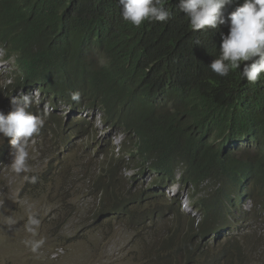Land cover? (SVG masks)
<instances>
[{
    "label": "trees",
    "instance_id": "trees-1",
    "mask_svg": "<svg viewBox=\"0 0 264 264\" xmlns=\"http://www.w3.org/2000/svg\"><path fill=\"white\" fill-rule=\"evenodd\" d=\"M243 3L244 0H237L226 6L223 10L226 21ZM163 6L169 10L167 0ZM65 9L68 10L64 12ZM43 15L55 18L58 23L45 22ZM121 18L118 0H0V47L25 75L37 81L48 77L55 82L65 80L68 75V79H75L91 90L107 81L117 82L122 96L147 98L153 77L143 81L142 76L129 73L130 65L139 60L140 53L144 65H149L151 60L165 61L160 83H171L178 92L169 108L145 106L136 111V122L128 115L105 112L110 126L119 124L124 129H134L137 143L130 157L136 156L143 165L148 164V172L152 174L149 189L156 197L154 200L142 194V179L138 182L133 176L123 180L118 174V167H123L122 160H109L87 184V194L96 195L99 204L87 220L98 223L121 216L124 223H131L135 240L137 236L142 238L138 264H245L252 257H256L252 264H264V235L260 239L249 237L248 244L234 238L222 242L219 238L226 226L233 225L235 229L243 220L264 226V117L257 120L260 132L256 148L240 157L239 162L232 163L220 179L212 171L215 153L208 137L211 133L225 132L237 121L228 85L239 78L238 73L221 77L207 70L208 63L220 54L222 36L229 33L230 21L221 25L219 41L217 33L216 40L213 35L207 40L212 33L207 32L202 40L207 41L202 47L188 49L180 36H171L155 21L135 27L126 21L121 23ZM76 25L103 41L100 46L103 52L99 54L102 64L92 55L87 57L88 52L77 45L76 40L83 38V31ZM9 27L15 28V32L11 33ZM122 69L127 71L126 80L120 78ZM86 94L91 101V95L87 91ZM82 163L74 160L72 165L63 167V162L52 178L66 177L73 167L78 169ZM249 168L251 183L245 180L243 172ZM178 170L179 183L187 189L191 187L190 197L200 216L197 224L195 219L181 214L177 199L166 200L158 195L160 188L173 183ZM139 175L144 176L143 167ZM204 184L207 192L198 197ZM63 193L54 185L46 203L65 206L68 199L60 198ZM246 198L254 203L250 212L241 213L239 206ZM173 205L176 210H172ZM158 219L164 220L173 231L161 230L160 237H151L154 229L161 228L155 226ZM60 229L54 226V235L60 236ZM79 231L74 235L80 234ZM214 234V243L210 245ZM62 239L60 236L57 245H61ZM260 242L261 257L257 255Z\"/></svg>",
    "mask_w": 264,
    "mask_h": 264
},
{
    "label": "clouds",
    "instance_id": "clouds-1",
    "mask_svg": "<svg viewBox=\"0 0 264 264\" xmlns=\"http://www.w3.org/2000/svg\"><path fill=\"white\" fill-rule=\"evenodd\" d=\"M165 1L118 0L122 17L119 21L121 23L129 22L135 27H140L145 22L155 21L156 24L159 23V26L165 27L171 36H180L181 42L188 49L202 47L209 35H213L216 40V33L219 41L221 25L230 21L229 33L222 36L220 54L207 65L209 72H214L221 77H226L232 72L238 73L239 76V78L231 80L228 85L232 109L237 121L225 132L211 133L208 137V143L215 153L212 171L220 179V176L229 169L232 163L239 162L240 157L251 153L256 148L260 132L257 120L264 117V0H244L241 6L228 15L227 21L223 10L226 6L236 3L237 0H167L169 10L163 6ZM66 10L68 9H65L64 12ZM48 16L46 18L43 15L45 22L54 20L58 23L55 18ZM76 26L79 27V25ZM8 30L11 33L15 32V28L12 27H9ZM81 30L83 38L80 37L76 40L77 45L88 52L87 57L92 55L102 64L103 60L99 54L103 52L100 47L103 41L92 34H86L83 29ZM207 32L212 33H209L207 40L203 42ZM76 34L79 35V32ZM0 61L11 65L9 72L0 70V134L10 138V145L6 153L0 147V164L2 165L5 161L3 155H7L11 161L8 162V165L16 175L30 173L28 164L30 143L40 146L50 153L56 159L55 165L59 166L64 162L63 154L69 148L74 145L81 147L83 144L80 143L91 136L92 131L96 129V118L102 124L100 126L103 130H117L124 137L130 138L129 135L134 129H124L119 124L114 125L113 123L111 125L115 127L110 126L105 119L106 111L114 115H128L130 119H133V122H136L135 112L142 107L169 108L178 96V92L172 88L171 83H160L162 66L165 61L151 60L149 65H144L140 53L139 60L130 65L129 73L142 76L143 81L150 76L153 77L154 82L148 86L147 98L139 95L122 96L121 86L117 82L109 83L107 81V83L104 82L91 90L85 89L75 79H68V75L64 77L65 80L57 78L59 82L48 77H42L37 81V78L25 75L15 65L12 57L7 58L1 47ZM61 76L63 77V74ZM120 78L121 80L128 78L125 69H122ZM86 91L91 95V101L87 98ZM132 138L135 140L136 135H133ZM105 143V149L98 143H93L91 146V151L94 152L97 159L101 160L98 162V169L93 176L99 175L109 160H122L120 164L123 167L122 169L118 167V174L123 180L128 181L133 176L138 182H141L142 179V194L155 198L156 196L152 195V191L149 189V184L152 183V174L148 172V164L143 165V162L135 156L139 164L133 168V175L124 177L122 171L126 169L127 163L123 159L127 158L128 161L133 162V158L130 157L131 152H125L122 147H114L110 141ZM40 153L37 150V154ZM104 153L107 155L105 156ZM142 167L144 176L139 175V170ZM86 168L83 162L78 170L86 173L88 172ZM243 172L245 180L251 183L253 180L251 168L245 169ZM179 176L180 170L176 172L173 183L168 186L177 185L179 190L185 191L188 194L189 202L195 208L194 199L190 197L191 187L188 189L183 187L179 183ZM26 179L29 183L36 184L40 178L31 174V177H26ZM55 179L57 180V177ZM126 186L128 185L125 184V188ZM168 186L160 188L159 194L162 195L161 191ZM200 191L198 197L207 192L206 184L200 187ZM94 196L97 203L95 213L99 204L96 195ZM174 199L179 202L180 196ZM247 202L249 207L243 209V205ZM253 203L254 201L250 198L244 199L239 206L240 212H250ZM32 208V204L27 206V220L24 224L25 231L30 234V238L23 240L22 243L32 253L37 254L45 245L46 238L41 236L36 239L41 220L38 214L32 211ZM196 211L197 218L187 216L195 219V224L200 222L199 212L197 209ZM0 216H3L4 223L9 228L17 223L13 216H5L2 211H0ZM46 218L47 221L51 219L49 216ZM225 221L230 222L231 220ZM107 222H109L108 219ZM250 223L254 222L243 220V223L235 229H233V225L226 226L219 236L220 240L224 242L234 238L235 241L247 244L250 242L246 241L249 237L260 239L259 236L251 232L244 233L246 225ZM237 232L238 236L230 238V236H234L232 233ZM228 234L231 235L225 238ZM215 236L214 234L211 238L210 245L214 243ZM151 237L155 236L151 235Z\"/></svg>",
    "mask_w": 264,
    "mask_h": 264
},
{
    "label": "rangeland",
    "instance_id": "rangeland-1",
    "mask_svg": "<svg viewBox=\"0 0 264 264\" xmlns=\"http://www.w3.org/2000/svg\"><path fill=\"white\" fill-rule=\"evenodd\" d=\"M10 69V64H4L0 61L1 71L9 72ZM95 120L96 129L92 131L88 139H85L86 141L80 143L83 145L81 147L74 145L63 154V167L72 165L74 160H81L87 167L88 172L86 173L72 166L69 175L57 177V180L53 179L51 174L54 173L55 175L54 171L58 168L55 165L56 159L42 147L31 143L28 160L30 173L14 174L8 165V162L11 161L7 155H3L5 161L0 165V211L5 216H13L17 223L9 228L5 225L3 216H0V264H138L139 257L137 254L142 238L137 236L135 240L131 223H124L121 216H115L109 222L107 219H102L98 223L96 220L94 222L87 220L88 214L94 213L97 205L95 196L87 194V184L89 185L91 177L98 169L97 164L101 161L91 151V146L93 143H98L105 149V142L110 141L114 147H122L125 152H132L136 142L132 138L135 135L133 132L129 135L122 129L130 136V138L124 137L120 131L103 130L98 118ZM9 140L10 138L0 134V147L5 153L10 145ZM37 150L41 153L37 154ZM123 160H126L125 163H127L126 169L122 171L123 176L133 175V168L139 164V161L136 158L132 159L133 162L128 161L127 158ZM60 165L62 166L63 163ZM31 174L39 176L40 179L36 184L29 183L26 179V177H31ZM54 185H58V190L64 192V196L60 198L68 199L65 201V206L46 203L45 199ZM161 192H163L162 195L165 196L166 200L180 196L178 206L181 214L197 218V211L189 202L188 194L179 190L177 185H170ZM158 195L160 194L158 193ZM153 199L155 200V198ZM29 204L33 205L32 211L37 213L41 223H44V225H40L36 239L43 236L46 238V243L37 254L32 253L22 243L23 240L30 238V234L24 228L27 220L26 209ZM68 204L71 207H67ZM248 207V202L243 205V209ZM61 208L64 211L61 212ZM172 210H176L174 205ZM46 216L51 219L47 221ZM162 219L156 220L155 226L158 228L160 225L161 228L154 229L151 232L152 236L160 237L163 234L161 230L173 231L172 227L165 224ZM50 222L53 224L52 227ZM54 226L57 229L61 228L58 232L63 237L61 245H57L60 236L54 235L52 230ZM78 229H80V234L74 235ZM246 232H251L261 238L264 235V226L256 222L250 223L245 227L244 233ZM237 234L238 232L232 233L234 236L228 234L225 238L229 236L233 238ZM262 244L260 242V246H258L260 251L257 255L260 257ZM255 259L256 257H252L245 264H252L251 262Z\"/></svg>",
    "mask_w": 264,
    "mask_h": 264
}]
</instances>
